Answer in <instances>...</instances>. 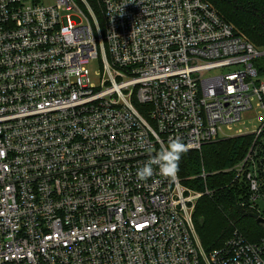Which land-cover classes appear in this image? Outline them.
<instances>
[{"label":"built area","instance_id":"built-area-1","mask_svg":"<svg viewBox=\"0 0 264 264\" xmlns=\"http://www.w3.org/2000/svg\"><path fill=\"white\" fill-rule=\"evenodd\" d=\"M260 55L206 0H0V264H264V238L203 248L177 173L137 176L173 139L263 136Z\"/></svg>","mask_w":264,"mask_h":264},{"label":"trees","instance_id":"trees-1","mask_svg":"<svg viewBox=\"0 0 264 264\" xmlns=\"http://www.w3.org/2000/svg\"><path fill=\"white\" fill-rule=\"evenodd\" d=\"M206 1L256 48L264 50V0ZM96 14L100 20L101 15ZM262 64L257 63L258 73H264ZM249 156L245 172L240 175L237 167ZM249 172L258 180L259 198L264 199V134L258 139L253 134L219 139L206 144L201 151L182 154L177 172L179 180L205 194L197 203L193 219L207 252L222 248L235 232L252 243L264 238V226L250 216L264 217V213L257 205L259 198L251 199Z\"/></svg>","mask_w":264,"mask_h":264},{"label":"clouds","instance_id":"clouds-1","mask_svg":"<svg viewBox=\"0 0 264 264\" xmlns=\"http://www.w3.org/2000/svg\"><path fill=\"white\" fill-rule=\"evenodd\" d=\"M186 151H188V146L180 139L171 140L166 150L158 153L157 156L138 170V178L142 180L150 178L154 171L153 164L159 166L163 175L175 177L178 172L180 158Z\"/></svg>","mask_w":264,"mask_h":264},{"label":"rangeland","instance_id":"rangeland-1","mask_svg":"<svg viewBox=\"0 0 264 264\" xmlns=\"http://www.w3.org/2000/svg\"><path fill=\"white\" fill-rule=\"evenodd\" d=\"M41 1H43V3H45V4H52V3H54L55 0H41ZM258 50H259L261 55L253 60V63H254V66H255L256 69H258L257 63H259L260 65H263L262 62H264V54H263L264 50L263 51L260 50V49H258ZM256 61H258V62H256ZM240 69H241L240 66H232V67H228V68H224V69H221V70H217V71L211 72L209 74V76L225 75V74H228V73H232L234 71H239ZM91 70H92V73H94V71H98L99 70V65L98 64L91 65ZM256 81L258 83H264V73H258V77L256 78ZM255 105H256V102H255ZM260 117H264V112L262 110L254 108L253 111H251V112H249V113H247L245 115L244 126L240 125V127H243V128L245 127L248 130L252 131L253 129H255L257 127H260L262 125V123L259 122V118ZM257 205L259 206V208L262 211V213H264V199L263 198H259L257 200ZM195 210H196V208H195Z\"/></svg>","mask_w":264,"mask_h":264},{"label":"water","instance_id":"water-1","mask_svg":"<svg viewBox=\"0 0 264 264\" xmlns=\"http://www.w3.org/2000/svg\"><path fill=\"white\" fill-rule=\"evenodd\" d=\"M250 216L256 220L257 224L264 226V217H261L257 214H250Z\"/></svg>","mask_w":264,"mask_h":264}]
</instances>
